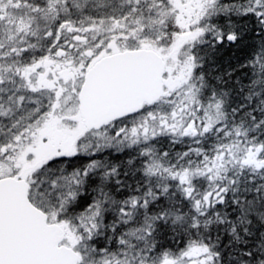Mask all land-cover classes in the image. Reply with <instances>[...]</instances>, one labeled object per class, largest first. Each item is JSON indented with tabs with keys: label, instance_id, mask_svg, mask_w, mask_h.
I'll return each mask as SVG.
<instances>
[{
	"label": "snow or ice",
	"instance_id": "obj_1",
	"mask_svg": "<svg viewBox=\"0 0 264 264\" xmlns=\"http://www.w3.org/2000/svg\"><path fill=\"white\" fill-rule=\"evenodd\" d=\"M0 264H264V0H0Z\"/></svg>",
	"mask_w": 264,
	"mask_h": 264
}]
</instances>
